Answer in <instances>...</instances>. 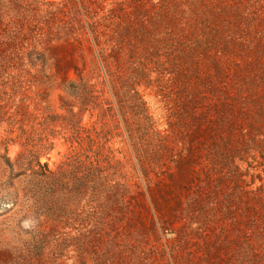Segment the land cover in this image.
<instances>
[{"label":"rangeland","instance_id":"obj_1","mask_svg":"<svg viewBox=\"0 0 264 264\" xmlns=\"http://www.w3.org/2000/svg\"><path fill=\"white\" fill-rule=\"evenodd\" d=\"M0 264H264V0H0Z\"/></svg>","mask_w":264,"mask_h":264}]
</instances>
